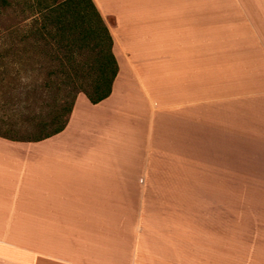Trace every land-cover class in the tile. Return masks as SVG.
<instances>
[{
    "label": "crops",
    "instance_id": "obj_1",
    "mask_svg": "<svg viewBox=\"0 0 264 264\" xmlns=\"http://www.w3.org/2000/svg\"><path fill=\"white\" fill-rule=\"evenodd\" d=\"M91 1L111 94L0 137V264H264V0Z\"/></svg>",
    "mask_w": 264,
    "mask_h": 264
},
{
    "label": "trees",
    "instance_id": "obj_2",
    "mask_svg": "<svg viewBox=\"0 0 264 264\" xmlns=\"http://www.w3.org/2000/svg\"><path fill=\"white\" fill-rule=\"evenodd\" d=\"M29 2L30 0H26L24 6L38 16L33 17V24L29 28L17 34L16 45L20 49H16L12 60L15 66L14 79L18 82V88L22 89L14 102V124L18 127L27 126L29 130L24 137H19L14 130H10V135L0 132V137L11 141H41L60 133L68 123L77 95L83 94L91 104H98L111 94L118 72L112 51V37L91 0ZM10 6L8 0H0V14ZM14 33H11L13 45ZM91 34L97 40H94L93 60L86 63L87 65L77 64L75 58L80 55L83 44ZM5 45L6 42L0 53V62L3 63L12 47ZM34 57L46 60V81L42 85L23 84L22 76L27 70L22 63ZM45 68H40V73ZM88 71L93 73L92 77L86 74ZM86 80L90 81L89 84L85 83ZM85 84L89 90L85 89ZM15 90L17 92L18 89ZM43 96L49 99L48 104L43 102L48 108L45 114L32 110L30 105L39 98L43 99Z\"/></svg>",
    "mask_w": 264,
    "mask_h": 264
},
{
    "label": "rangeland",
    "instance_id": "obj_3",
    "mask_svg": "<svg viewBox=\"0 0 264 264\" xmlns=\"http://www.w3.org/2000/svg\"><path fill=\"white\" fill-rule=\"evenodd\" d=\"M36 1L42 0H30V3H35ZM8 3L11 5L10 7L6 8L0 14V37L6 36L4 39H0V53L4 49L3 44L6 42L5 46H11V52L8 54L5 62H0V132L6 133L10 135V130H14V132L18 133L19 137L26 136L27 131L29 128L27 126L18 127L15 123V115H16V107L14 106V102L16 98L18 99V95L22 89L18 88V82L14 79L13 69L15 66L12 64V60H14L13 54L19 51V46L17 44V34L22 33L25 29L29 28L31 24H33V17L36 18L38 15L32 14L26 5V0H8ZM6 30V31H5ZM14 39L11 38V33ZM91 37L88 38L87 41L83 44V50L80 55L76 56V63L83 64L88 63L93 60L94 57V50L95 41L97 42L95 35L91 34ZM95 40V41H94ZM93 56V57H92ZM1 61V59H0ZM23 68L25 71L24 75L22 76V83L23 84H31V85H42L46 81L45 71H46V60L44 59H37L36 57L26 60L22 63ZM87 65V64H86ZM42 66V67H41ZM49 65H47L48 68ZM45 68L43 73H40L39 69ZM89 72V71H88ZM90 77L93 76V73L89 72L86 73ZM90 80V79H89ZM89 80H86L85 83L89 84ZM85 89L89 90L88 85L85 84ZM18 89L17 92L15 89ZM12 89V91H11ZM26 92L24 91V94ZM17 94V95H16ZM78 96V95H77ZM42 98V97H41ZM77 98V97H76ZM13 99V101H12ZM48 98L43 96V99L36 100L33 103H30L32 110H36L45 114L48 108L44 105L48 104ZM44 102V103H43ZM21 108V106L19 107ZM18 108V109H19ZM24 108V107H23ZM33 130L32 128H30ZM8 132V133H7ZM33 132V131H32ZM12 135V133H11ZM207 168L205 167V191H216L217 189V180L216 178H211L206 175ZM218 198L214 195H205V217H206V226L207 227H214V222L212 221V216L215 218L216 215L211 214L214 207L217 206ZM211 211V212H210ZM210 213V214H209ZM210 216V218H208ZM208 223L210 225H208ZM208 231V229L206 230ZM208 238V236H207ZM8 253H6L7 255Z\"/></svg>",
    "mask_w": 264,
    "mask_h": 264
},
{
    "label": "bare ground",
    "instance_id": "obj_4",
    "mask_svg": "<svg viewBox=\"0 0 264 264\" xmlns=\"http://www.w3.org/2000/svg\"><path fill=\"white\" fill-rule=\"evenodd\" d=\"M103 10V9H102ZM120 13H122V12H120ZM123 13H125V12H123ZM116 27H117V25H116ZM121 28V27H120ZM138 28V27H137ZM125 29V28H124ZM119 31V30H118ZM123 37V36H122ZM151 38L152 37H150L149 39L151 40ZM129 38L127 37V39L126 40H128ZM137 39V38H136ZM148 39V40H149ZM137 41V40H136ZM152 42V41H151ZM145 46V45H144ZM147 46V45H146ZM158 48V47H157ZM153 49V48H152ZM120 53V52H119ZM127 54V53H126ZM131 54V53H130ZM134 55V54H133ZM132 57V56H131ZM150 58V57H149ZM133 59H135V58H133ZM129 60V59H128ZM137 61V60H136ZM133 61H131V63H132ZM141 64V63H140ZM147 64V63H146ZM143 65H145V62L143 63Z\"/></svg>",
    "mask_w": 264,
    "mask_h": 264
}]
</instances>
